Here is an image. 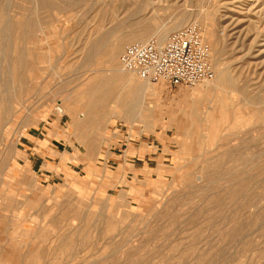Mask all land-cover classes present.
Segmentation results:
<instances>
[{
    "label": "rangeland",
    "instance_id": "rangeland-1",
    "mask_svg": "<svg viewBox=\"0 0 264 264\" xmlns=\"http://www.w3.org/2000/svg\"><path fill=\"white\" fill-rule=\"evenodd\" d=\"M263 10L264 0H0V98L11 111L0 119V264H264ZM201 11L211 38L190 24L233 79L225 100L162 82L140 94L134 73L105 72L111 31ZM17 47L19 87L6 63ZM56 131L68 145L53 142L40 171L24 140ZM133 147L153 152L149 166L126 156Z\"/></svg>",
    "mask_w": 264,
    "mask_h": 264
},
{
    "label": "built area",
    "instance_id": "built-area-1",
    "mask_svg": "<svg viewBox=\"0 0 264 264\" xmlns=\"http://www.w3.org/2000/svg\"><path fill=\"white\" fill-rule=\"evenodd\" d=\"M119 64L143 81L162 82L169 88H193L214 78L210 48L197 24L170 33L163 44L150 39L127 45Z\"/></svg>",
    "mask_w": 264,
    "mask_h": 264
},
{
    "label": "bare ground",
    "instance_id": "bare-ground-1",
    "mask_svg": "<svg viewBox=\"0 0 264 264\" xmlns=\"http://www.w3.org/2000/svg\"><path fill=\"white\" fill-rule=\"evenodd\" d=\"M211 1H213V0H209V2H211ZM204 11H205V14H207V11L206 10H204ZM204 11H201V12L204 14ZM203 14L199 15V17H198V15L193 16V15H189V14L183 15V16H178L177 18L174 19L173 23L168 28H164V27L159 28L158 27V28L149 30V29L136 27V28H131L127 34H123V33L119 32L118 30L111 31L110 38H111L112 45L109 47V50L107 52L106 58H107V67L108 68H107V70H105V72L109 73L112 79L114 78L116 80L131 82L134 78L133 73L128 72V71H124L118 63V54L121 51V47L123 46V44L146 42L149 39H156L159 44H163V42L168 37V34L171 33V31L181 29L184 26L192 23L194 21V18L198 19L201 22L203 29L205 30V39H208L210 37V33H209L210 30L207 26L208 20L205 17V14L204 15ZM22 20L23 19L21 18L18 21L16 20L14 22H12V21L7 22L6 27H5L6 31H7V35H6L7 38H9V35H10V32L12 29H14L16 27L17 28L21 27L20 23L22 22ZM16 33L20 34V31L16 32ZM201 33H202V31H201ZM211 47L215 51V55L213 54L212 58H211V51H210V61H211V64L213 65V67L215 68V79L213 81L211 80V82L206 81V82L198 84L197 86H195V92L199 93V94H206L207 97L211 98L212 96L213 97L215 96L217 91H220V93L222 94V97L224 99L225 97H227L228 93L235 91L234 90L235 85H234L233 79H231L228 76V73H226L227 71L221 67V65H220L221 63H219L220 61H218V53L216 50L217 47L214 45V43H212ZM98 52L95 51L92 54H94V56H95L96 53H98ZM12 54H14L15 57H11V59H9L8 62L6 61V63L8 64L7 65V74H8V77H10L11 85H15L17 83H19V84L21 83V81L17 79V76H18L17 72L20 73V78H21V74H22L21 59H22L23 54H22V51L20 50V48H18V47L15 50L12 49ZM17 86H18V84H17ZM153 86H155V83H152L149 81H143V80L138 81V87H139L140 94L141 93L144 94L148 89H154ZM95 88H97V89H94L95 90L94 94H95V97L97 98V100L100 99L101 102H106L107 100H109V99H107L108 97L105 94L98 91L99 88L100 89L102 88L101 84L99 86H95ZM18 95L16 94L14 96V98L17 100L16 101L17 104H18V99H19V101L21 100V94H18ZM222 97H221V99H222ZM218 100L220 101V99H218ZM138 101H140L141 105H143L142 95L140 96V98H138ZM138 101H136V102H138ZM6 102L10 103V99L6 100L5 98H3V99L0 98V119L3 117H7L11 113V111L9 109L10 107L7 108L4 106ZM222 103H221V105H222ZM56 111L60 114L63 113V110L61 108H56ZM126 116H127V119L129 120V122L132 123L136 120H139L140 114L136 113V112H135V114H132V112H131L129 115H126ZM145 128L150 129L151 126L149 124H146ZM98 157H99V153H98Z\"/></svg>",
    "mask_w": 264,
    "mask_h": 264
},
{
    "label": "crops",
    "instance_id": "crops-1",
    "mask_svg": "<svg viewBox=\"0 0 264 264\" xmlns=\"http://www.w3.org/2000/svg\"><path fill=\"white\" fill-rule=\"evenodd\" d=\"M70 124L73 126L72 127L73 132H71L72 136L73 134L75 135L77 132H80L82 130V128L80 127L78 128L74 123L71 122ZM49 136L53 137L50 142L44 137L43 134L35 135L32 137H27L24 140V147H25V151L28 153V158L31 159L34 157V155H36V157L33 159H35L38 162V170L40 171L42 170L43 166L44 167L46 166V163H47L46 160H44V157L56 155V152L54 149L58 151V147L55 146L53 142L58 143L59 145H61L62 143L68 145V142H69L68 140L69 138H66V135L59 131H56L55 133L50 132ZM73 138L75 139L74 136ZM100 150L101 148H99L97 151H100ZM125 150L127 151L126 156L130 157V159L140 160L142 159L140 158V156L141 155L143 156V163L140 169H143L145 164L149 166L150 160L154 159L150 157V155H153V152H150V153L143 152V154H141V150L139 149V147H136V148L133 147L131 150H128V149H125ZM97 154L98 153H96V155ZM145 159L147 160V162L144 161ZM155 164L157 165V162H155ZM43 170H46V169L44 168Z\"/></svg>",
    "mask_w": 264,
    "mask_h": 264
}]
</instances>
